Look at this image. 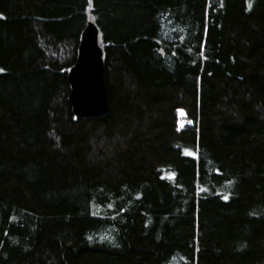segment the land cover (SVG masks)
I'll return each instance as SVG.
<instances>
[{"label": "trees", "instance_id": "obj_1", "mask_svg": "<svg viewBox=\"0 0 264 264\" xmlns=\"http://www.w3.org/2000/svg\"><path fill=\"white\" fill-rule=\"evenodd\" d=\"M0 264H264V0H0Z\"/></svg>", "mask_w": 264, "mask_h": 264}, {"label": "water", "instance_id": "obj_2", "mask_svg": "<svg viewBox=\"0 0 264 264\" xmlns=\"http://www.w3.org/2000/svg\"><path fill=\"white\" fill-rule=\"evenodd\" d=\"M98 37L97 27L89 22L81 34L76 61L67 74L70 87L67 100L78 118H101L109 112Z\"/></svg>", "mask_w": 264, "mask_h": 264}, {"label": "built area", "instance_id": "obj_3", "mask_svg": "<svg viewBox=\"0 0 264 264\" xmlns=\"http://www.w3.org/2000/svg\"><path fill=\"white\" fill-rule=\"evenodd\" d=\"M179 127L182 128L183 127V124L182 123H179Z\"/></svg>", "mask_w": 264, "mask_h": 264}, {"label": "rangeland", "instance_id": "obj_4", "mask_svg": "<svg viewBox=\"0 0 264 264\" xmlns=\"http://www.w3.org/2000/svg\"><path fill=\"white\" fill-rule=\"evenodd\" d=\"M182 115V113L180 112V116Z\"/></svg>", "mask_w": 264, "mask_h": 264}]
</instances>
